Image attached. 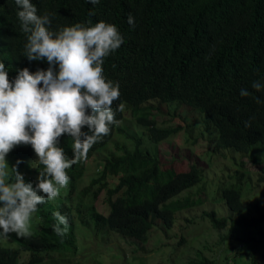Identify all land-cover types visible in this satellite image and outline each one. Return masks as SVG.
<instances>
[{
    "label": "trees",
    "instance_id": "trees-1",
    "mask_svg": "<svg viewBox=\"0 0 264 264\" xmlns=\"http://www.w3.org/2000/svg\"><path fill=\"white\" fill-rule=\"evenodd\" d=\"M32 3L38 15L51 14L53 31L77 22L105 21L116 25L124 44L105 58L102 67L106 79L119 85L120 99L113 105L118 122L124 113L116 108L126 103L135 121L147 127L152 143H158L176 129L155 126L154 117L142 112L149 108L141 105L151 99L160 103L176 101L198 110L203 114L205 126L214 127V149L247 153L259 143L264 152V89L251 88L253 80L264 82V0H100L95 6L86 0H32ZM93 7L95 13L89 15ZM16 11L14 0H0V60L9 68L10 78L18 68L35 71L47 67L46 62H29L22 56L26 37L20 30ZM129 16L134 22L131 29L127 23ZM241 88L249 95L240 96ZM121 130L119 125L112 127L107 137L90 147L82 161L66 170L69 192L83 175L88 159L104 149L114 133ZM126 137L134 142L133 148L116 146L118 153H110L102 159L101 166L96 165L97 175L89 179L83 191L92 190V200L105 191V213L98 212L92 202L89 204V215L97 229L105 227L122 237L145 241L157 220L169 228L177 210L201 202V196L172 197L198 183L202 169L191 163L185 170L163 177L158 157L148 149L143 150L139 138L130 134ZM59 141L71 157V137L62 135ZM8 155L9 168L20 159L22 163L17 170L26 182L29 179L34 185L36 179L28 174L26 161L35 159L30 146H16ZM109 178L113 179L111 185ZM242 186L243 183L236 182L217 188V196L232 212L243 210ZM73 209L62 200L56 205L48 201L39 205L30 221L29 235L9 234L16 246L0 243V264H39L49 259L50 251L73 245L74 216L80 213ZM53 211L68 219V231L63 238L52 231ZM205 214L213 227L227 224L228 219L216 216L213 210ZM33 218L38 219L37 223ZM263 221L264 211L231 219L229 225L233 231H244L245 240L250 241L254 238L250 228L259 227ZM34 226L40 230H33ZM257 232L261 234L260 228ZM24 251L28 257L21 261L18 258ZM249 264H259L253 254Z\"/></svg>",
    "mask_w": 264,
    "mask_h": 264
},
{
    "label": "clouds",
    "instance_id": "clouds-1",
    "mask_svg": "<svg viewBox=\"0 0 264 264\" xmlns=\"http://www.w3.org/2000/svg\"><path fill=\"white\" fill-rule=\"evenodd\" d=\"M95 6L100 0H86ZM20 30L25 34L22 56L29 62H46V68L30 71L18 68L9 77V68L0 60V239L29 235L30 220L38 206L53 201L66 187V170L82 161L90 147L110 134L119 122L113 105L120 99L119 85L103 74L105 58L124 44L116 25L105 21L77 22L53 31L50 13L37 14L32 0H14ZM95 8L89 9V15ZM129 28L134 27L131 16ZM261 91V79L251 81ZM240 96L249 95L244 88ZM259 102V100H258ZM116 111H122L117 106ZM72 139L71 157L60 146L59 138ZM30 146L38 170L35 184L25 181L17 170V159L10 168L6 156L14 147ZM52 231L59 237L68 231V219L53 211Z\"/></svg>",
    "mask_w": 264,
    "mask_h": 264
},
{
    "label": "rangeland",
    "instance_id": "rangeland-1",
    "mask_svg": "<svg viewBox=\"0 0 264 264\" xmlns=\"http://www.w3.org/2000/svg\"><path fill=\"white\" fill-rule=\"evenodd\" d=\"M141 107L149 108L142 112L154 117L155 126L175 128V132L158 143H152L147 127L138 124L128 105L123 103V118L117 124L123 130L115 132L104 149L88 159L85 171L75 181L72 192H69L68 181L66 187L59 190L58 196L48 201L56 205L62 200L72 205L74 212L80 211L74 216V244L50 251L49 259L39 264H249L252 254L259 264H264V221L259 227L250 228L254 236L250 241L245 240L247 236L244 231H233L229 225L231 219L251 217L264 211V152L259 143L247 153L230 148L214 149L215 129L210 125L205 126L203 114L198 110L178 105L176 101L160 103L155 99L144 102ZM126 134L139 138L140 147L158 157L159 173L163 177L185 170L191 163L202 169V179L198 183L172 197L190 195L200 199L201 196V202L177 210L169 228L163 227L161 221L157 220L145 241L122 237L105 227L97 229L89 215V204L92 202L98 212L105 213V191L99 192L94 200L92 190L83 191L89 179L97 175L96 165L101 166L102 159L110 153H118L116 146L133 148L134 142ZM9 156L7 154L6 160ZM26 161L29 164L28 174L36 179L38 170L30 166L33 158ZM108 181L111 185L113 179L109 178ZM236 182L243 183L241 212H232L217 196L220 185L230 186ZM209 210H213L218 217L228 219L227 224L220 228L213 227L205 214ZM37 221V218L34 219V222ZM259 228L260 235L257 232ZM36 229H39L38 226H34L33 230ZM6 242L8 244L5 246H16L9 238L0 239V243ZM237 251L239 253L235 254ZM27 257L28 252L24 251L18 259L24 261Z\"/></svg>",
    "mask_w": 264,
    "mask_h": 264
}]
</instances>
